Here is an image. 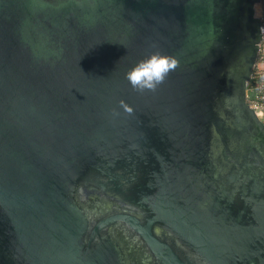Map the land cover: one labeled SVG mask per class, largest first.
I'll use <instances>...</instances> for the list:
<instances>
[{
	"label": "water",
	"instance_id": "obj_1",
	"mask_svg": "<svg viewBox=\"0 0 264 264\" xmlns=\"http://www.w3.org/2000/svg\"><path fill=\"white\" fill-rule=\"evenodd\" d=\"M259 1L0 0V264H264Z\"/></svg>",
	"mask_w": 264,
	"mask_h": 264
},
{
	"label": "clouds",
	"instance_id": "obj_2",
	"mask_svg": "<svg viewBox=\"0 0 264 264\" xmlns=\"http://www.w3.org/2000/svg\"><path fill=\"white\" fill-rule=\"evenodd\" d=\"M176 66L177 60L175 58L159 51L153 52L133 66L126 73V79L137 91H155L158 85L164 82L168 73L174 70ZM120 106L128 114L133 112V108L123 100L120 101Z\"/></svg>",
	"mask_w": 264,
	"mask_h": 264
},
{
	"label": "built area",
	"instance_id": "obj_3",
	"mask_svg": "<svg viewBox=\"0 0 264 264\" xmlns=\"http://www.w3.org/2000/svg\"><path fill=\"white\" fill-rule=\"evenodd\" d=\"M256 16L260 19L261 41L250 75L246 93V102L264 122V0L256 4Z\"/></svg>",
	"mask_w": 264,
	"mask_h": 264
},
{
	"label": "flooded vegetation",
	"instance_id": "obj_4",
	"mask_svg": "<svg viewBox=\"0 0 264 264\" xmlns=\"http://www.w3.org/2000/svg\"><path fill=\"white\" fill-rule=\"evenodd\" d=\"M117 203V202H116Z\"/></svg>",
	"mask_w": 264,
	"mask_h": 264
}]
</instances>
